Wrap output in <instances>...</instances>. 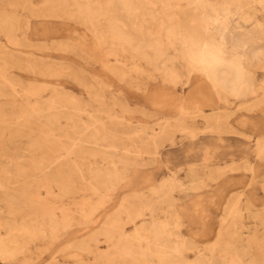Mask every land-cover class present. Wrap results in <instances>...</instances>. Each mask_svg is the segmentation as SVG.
I'll return each instance as SVG.
<instances>
[{
	"label": "rangeland",
	"instance_id": "374dc122",
	"mask_svg": "<svg viewBox=\"0 0 264 264\" xmlns=\"http://www.w3.org/2000/svg\"><path fill=\"white\" fill-rule=\"evenodd\" d=\"M0 264H264V0H0Z\"/></svg>",
	"mask_w": 264,
	"mask_h": 264
},
{
	"label": "bare ground",
	"instance_id": "6f19581e",
	"mask_svg": "<svg viewBox=\"0 0 264 264\" xmlns=\"http://www.w3.org/2000/svg\"><path fill=\"white\" fill-rule=\"evenodd\" d=\"M197 58V57H196ZM207 62V61H206ZM209 62V61H208ZM210 63V62H209ZM212 63V62H211ZM202 90V89H201ZM203 92V91H202ZM208 92V91H207ZM206 92V93H207ZM196 93V92H195ZM204 93V92H203ZM197 94V93H196ZM201 94V93H200ZM198 96V95H197ZM207 96V95H206ZM94 98V97H93ZM209 98V97H208ZM194 104V103H193ZM199 104V103H198ZM202 104V103H201ZM200 104V105H201ZM195 105V104H194ZM197 105V104H196ZM206 157V156H205ZM162 158V157H161ZM92 175V174H91ZM82 179V178H81ZM223 183V182H222ZM226 183V182H225ZM223 185L225 186V184L223 183ZM222 187V186H221ZM223 190H224V188H223ZM228 190V189H227ZM224 192H225V190H224ZM225 195V194H224Z\"/></svg>",
	"mask_w": 264,
	"mask_h": 264
}]
</instances>
